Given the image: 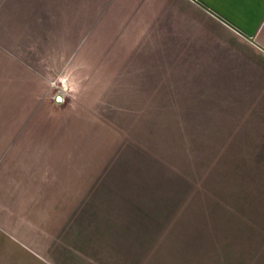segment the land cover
Here are the masks:
<instances>
[{
	"label": "rangeland",
	"instance_id": "1",
	"mask_svg": "<svg viewBox=\"0 0 264 264\" xmlns=\"http://www.w3.org/2000/svg\"><path fill=\"white\" fill-rule=\"evenodd\" d=\"M5 5L0 264H264V142L204 123L188 95L102 77L68 14Z\"/></svg>",
	"mask_w": 264,
	"mask_h": 264
},
{
	"label": "crops",
	"instance_id": "2",
	"mask_svg": "<svg viewBox=\"0 0 264 264\" xmlns=\"http://www.w3.org/2000/svg\"><path fill=\"white\" fill-rule=\"evenodd\" d=\"M35 1L6 0L4 11L68 14L70 44L98 47L102 77L127 79L135 93L188 95L209 111L204 123L224 117L240 127L237 141L264 142V0Z\"/></svg>",
	"mask_w": 264,
	"mask_h": 264
}]
</instances>
